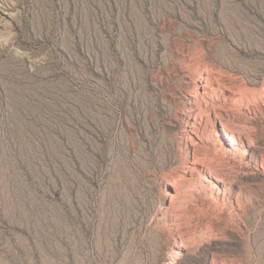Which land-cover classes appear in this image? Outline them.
I'll use <instances>...</instances> for the list:
<instances>
[{
    "label": "rangeland",
    "instance_id": "rangeland-1",
    "mask_svg": "<svg viewBox=\"0 0 264 264\" xmlns=\"http://www.w3.org/2000/svg\"><path fill=\"white\" fill-rule=\"evenodd\" d=\"M0 264H264V0H0Z\"/></svg>",
    "mask_w": 264,
    "mask_h": 264
}]
</instances>
